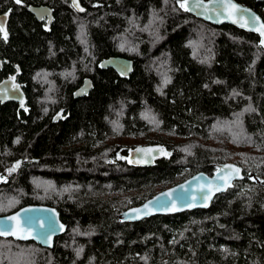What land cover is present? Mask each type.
I'll use <instances>...</instances> for the list:
<instances>
[{"label": "trees", "instance_id": "1", "mask_svg": "<svg viewBox=\"0 0 264 264\" xmlns=\"http://www.w3.org/2000/svg\"><path fill=\"white\" fill-rule=\"evenodd\" d=\"M23 1L52 7L54 19L46 32L20 16L23 28L0 39V56L27 75L38 71L27 114L0 106V166L22 158L15 177L0 183V214L49 204L66 230L51 248L0 237V264H264L259 37L196 18L177 0H80L84 13L70 0ZM237 1L264 20V2ZM10 4L0 0V10ZM109 56L134 61L129 77L99 67ZM86 77L93 88L74 98ZM61 109L63 119L53 122ZM126 137L172 153L142 166ZM226 162L240 164L244 177L207 207L120 218Z\"/></svg>", "mask_w": 264, "mask_h": 264}, {"label": "water", "instance_id": "2", "mask_svg": "<svg viewBox=\"0 0 264 264\" xmlns=\"http://www.w3.org/2000/svg\"><path fill=\"white\" fill-rule=\"evenodd\" d=\"M256 1L264 2V0ZM77 4L78 7L74 5L73 0H70L71 7L77 13L86 12V8L80 0H77ZM229 4H235L239 10L229 7ZM186 6L189 9L186 11L187 13L205 22L214 25L227 24L257 35L260 44L264 46L262 43L264 36L260 34V25L264 24V20L253 7L237 0H187ZM29 11L38 20L47 16L45 30H50L54 19L52 7L48 5L29 6ZM253 17H258V21L253 22ZM6 20V15H0V24L3 25L4 30H6ZM99 67L101 69L111 68L121 77L127 78L133 71L134 61L124 56H109L99 62ZM92 88V80L86 77L81 85L73 91V97L86 96ZM5 94H7L6 90L0 84V98L3 100L17 99L15 96H6ZM23 103L24 99L20 101V104ZM62 113V111L57 112L52 121L57 122L61 119ZM137 149L143 151H137ZM171 153L172 149L167 148L162 143H140L133 146L131 150V156L142 166L151 164L156 159ZM21 161L22 158H17L12 162L11 167L15 169L14 171H18ZM229 165L232 167H226ZM236 169L239 171L237 172ZM243 177V168L236 162H226L217 167L211 174L200 170L159 190L142 203L126 208L120 213V218L125 221H137L154 214L205 208L216 194L225 191L233 185L235 180ZM146 204L148 205L147 208L144 207ZM0 230L6 233L0 237H12L23 241L33 240L42 246L51 248L54 246L55 237L65 232L66 224L60 218L59 211L55 206L33 203L25 204L12 212L0 214Z\"/></svg>", "mask_w": 264, "mask_h": 264}, {"label": "flooded vegetation", "instance_id": "3", "mask_svg": "<svg viewBox=\"0 0 264 264\" xmlns=\"http://www.w3.org/2000/svg\"><path fill=\"white\" fill-rule=\"evenodd\" d=\"M39 5H46V4L44 3H39V4L25 3V1L23 0H21L20 4H17L15 0H11L10 6L7 5L6 8L0 10V15L7 16L6 30H4L7 33V39L10 36L9 34H10L11 29H13L16 26L19 28H23L25 23L22 20V18H20V16H26V15L29 16L31 19H34L36 21L37 28L46 31L45 25H46L47 16L43 17L42 20H38L29 11V6H39ZM21 9H23V11H21ZM26 26L29 29L33 27V25L31 24H26ZM0 39L4 43L5 41H7V39L4 38L3 32H0ZM25 71L26 69H24L18 61L14 59L13 60L9 59L6 56H0V84H2L4 90H6V93H7L5 94L6 96L7 95L15 96L18 99V100L17 99L16 100H8V99L3 100L2 98H0V106L8 105V106L13 107L15 111H21L27 114L31 110V107L33 106L31 90L33 88V83L36 79L35 77L38 76V71L35 72V74L31 73L29 75H27ZM22 99H24V103L20 104V101H22ZM60 111L63 112L62 109ZM61 116H62L61 119H63V113ZM18 158H21V157H18ZM16 159L17 158H15L14 160ZM14 160H12L9 164L0 166V183L8 181L9 179L15 177V175L17 174V171H10L12 169L11 164ZM21 164H22V161H21Z\"/></svg>", "mask_w": 264, "mask_h": 264}, {"label": "snow or ice", "instance_id": "4", "mask_svg": "<svg viewBox=\"0 0 264 264\" xmlns=\"http://www.w3.org/2000/svg\"><path fill=\"white\" fill-rule=\"evenodd\" d=\"M15 2L17 4H20L21 3V0H15ZM177 2L180 3V7L181 8H184L186 11L189 10L187 8V6H186L187 5V0H177ZM73 3H74V5H76L78 7L77 0H73ZM228 6L231 7V8H233V9H237V6L235 4H229ZM80 10L83 11V9H80ZM237 10H239V9H237ZM252 19H253V22H255V21H258L259 18L258 17H253ZM0 32H3L4 38L7 39V33L4 31L3 25H0ZM260 34H261V36H264V24H261L260 25ZM262 43H264V41H262ZM137 151H143V150L142 149H137ZM226 167L231 168L232 166L229 165V166H226ZM14 170L15 169H11L10 171H14ZM236 171L238 172L239 169H236ZM221 179H222V177H221ZM217 190H219V189H217ZM144 207L147 208L148 205L146 204ZM136 211H139V210H136ZM4 234H6L5 231L0 230V235H4Z\"/></svg>", "mask_w": 264, "mask_h": 264}, {"label": "rangeland", "instance_id": "5", "mask_svg": "<svg viewBox=\"0 0 264 264\" xmlns=\"http://www.w3.org/2000/svg\"><path fill=\"white\" fill-rule=\"evenodd\" d=\"M48 72V71H45V73ZM43 73V74H45ZM44 84L46 85H49V82H44ZM124 141L125 142H128V143H132V145H136V144H140V143H143V141H141V138H137V137H126L124 138Z\"/></svg>", "mask_w": 264, "mask_h": 264}]
</instances>
